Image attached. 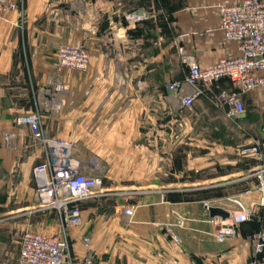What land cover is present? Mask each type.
Listing matches in <instances>:
<instances>
[{
    "label": "crops",
    "instance_id": "obj_1",
    "mask_svg": "<svg viewBox=\"0 0 264 264\" xmlns=\"http://www.w3.org/2000/svg\"><path fill=\"white\" fill-rule=\"evenodd\" d=\"M240 1L21 0L28 49L21 39L14 38L18 13L9 12L0 18V37L4 35V44L9 46L4 49L5 70L0 71L5 82L0 81V237L22 236L25 231L53 234L61 229L58 214L40 207L35 199L33 169L46 161L47 154L31 139L29 128L16 123L21 115L34 110V103L31 107V92L20 88L21 80L13 76L21 72V64L14 68V53L27 50L34 67L30 79L35 80L40 93L55 82V52L67 43L85 45L92 64L85 71L67 72L61 107L43 114V130L73 143L76 128L83 126L85 148L90 157H101L102 167V157L130 151L129 155L139 156L150 173L161 174L153 177L157 182L147 184L155 189L150 193L153 195L144 196L138 203L130 225L125 207L111 199H90L81 205L82 225L68 235L75 262L91 255L96 264L245 263L253 252L248 238L264 226L252 217L239 227L234 238L220 242L216 234L221 218L206 212L205 200L173 196L171 189L178 187V192L187 195L191 187H235L240 199L246 197L250 203L247 191L260 200L256 182L243 175L252 169L237 167V161L230 157L225 165L209 158L212 162L207 165L186 166L188 175L196 172V180H182L183 170L173 165L174 109L166 98L167 82L185 78L188 73L177 46H183L186 54L203 66L237 54V44L225 41L218 30L217 6ZM219 86L231 88L228 82ZM244 102L263 108L264 92H252ZM178 121L188 126V119ZM10 132L16 138L12 147H7L3 135ZM114 142L116 148H108ZM157 158L165 163L157 166ZM112 187L126 186L118 183ZM210 206L221 207L231 215L239 213L238 206ZM170 226L174 227L172 232L167 230ZM84 237L90 239L89 246L84 245ZM4 245L0 238V256Z\"/></svg>",
    "mask_w": 264,
    "mask_h": 264
},
{
    "label": "built area",
    "instance_id": "obj_2",
    "mask_svg": "<svg viewBox=\"0 0 264 264\" xmlns=\"http://www.w3.org/2000/svg\"><path fill=\"white\" fill-rule=\"evenodd\" d=\"M19 0H0V18L9 12L18 11ZM219 32L227 42L237 44V54L223 57L203 66L179 49L188 73L180 80L168 81L167 101L173 104L175 112L188 110L194 112L196 100L202 95V86L229 79L234 91L222 90L218 100L228 117L245 115L243 97L254 91L264 92V0H241L232 4H219ZM92 62L89 49L85 45L61 44L56 51L54 63L55 82L47 84L35 98V109L21 115L16 123L27 126L33 141L42 145L47 154L45 162L33 169L37 182L36 202L40 207L55 211L60 219L61 229L57 233L25 231L20 240L18 264H73L75 263L68 229L82 225L81 203L102 192L104 179L83 171L80 162L72 155V144L65 140L51 139L42 128L44 113H52L61 107V95L66 91L63 82L57 77L63 70L85 71ZM178 101V105L174 103ZM15 133H5L4 143L12 147ZM243 158H264V124L261 134L248 144L235 147ZM251 177L257 184L260 200L253 201L251 207L243 205L238 199L239 213L227 220L221 219L216 238L223 242L234 238L239 227L254 215V206H264V165L251 170ZM250 191H247L249 196ZM211 206L204 204L206 212ZM137 208H125L124 215L133 221ZM170 229V228H169ZM253 252L244 264H264V228L249 238ZM85 246L90 245L88 237L83 238ZM80 264H96L88 255Z\"/></svg>",
    "mask_w": 264,
    "mask_h": 264
},
{
    "label": "rangeland",
    "instance_id": "obj_3",
    "mask_svg": "<svg viewBox=\"0 0 264 264\" xmlns=\"http://www.w3.org/2000/svg\"><path fill=\"white\" fill-rule=\"evenodd\" d=\"M20 1L21 0L18 1V11L13 12L18 13V15L16 14L18 18V27L14 31V38L21 39L25 44V49H28V39L26 36L28 32L26 27L27 23L24 22L25 16L22 12ZM2 33L3 29L0 30V36ZM1 39L0 60L3 62L0 63V71L2 72L5 70L3 65L5 60L4 49H9V46L4 44V35L0 37V40ZM181 48L186 50L183 46H177L178 50ZM25 51L26 52H22L21 48V51L19 50L14 53V68L16 70L19 69L18 65L21 64V72L14 73V75H16L13 77L16 80H21L20 88L31 92L30 97L32 107V104L35 102V94L38 93V85L35 84L34 79H30V76H32V70L34 68L33 61L30 60V54L27 52V50ZM54 63L55 61L53 62V67ZM69 71L70 70H63L59 73L57 79L65 83L64 81L67 77L66 74ZM10 78L12 79V77ZM0 81L5 83L2 76H0ZM201 90L202 97L197 100L194 106V112H190L188 110L175 112L173 110V140L171 142L170 148H172L174 152L172 153L174 169H181L184 172L182 173V180H196L193 178V176L196 175V172L192 173L191 176L188 175V172H186V166L189 164L190 166L193 164V166L196 167L201 166L202 164L207 165L209 162L214 160L216 163L222 162L221 164L225 165L227 164L228 158L230 157L237 161L236 166L240 168L241 166H245L247 169H255L264 165V158H243L234 150L235 147L248 144L261 134L260 132L264 124V107L261 108L260 106L257 107L251 104L246 105L247 111L243 119L233 121L228 117L225 109L218 100L220 90L218 84L214 83L211 86H202ZM33 107V109H35V103ZM181 118L189 120L188 126H181L179 124L178 120ZM76 129L77 137L72 141L77 145H74L67 139L60 140H65L73 144L72 155L80 162L84 172L92 176L98 175L103 177L104 186L102 192L91 199H111L114 203L118 202L119 205H122L125 208H138V203L144 196L153 195L150 193L155 189L148 188L147 184L157 182V180L153 179V177L159 178L161 174L153 172L150 173L148 171L149 168L146 167L143 162H140L139 156H132V153L129 155L130 151H127L128 154L126 153L125 155L121 156L106 155L102 157L104 159V166L102 167L100 165L101 157H90V151L88 152L85 148L83 126ZM72 131L75 132V130ZM44 132L48 138L57 139L55 136H53V131L47 132L44 130ZM63 136L66 135L62 134L61 137ZM108 148L114 150L116 148V142L112 143V146L109 145ZM93 149H95V146ZM167 149H169V147ZM194 157H198L199 160H195ZM209 158H212V160H209ZM155 162L157 163V166L159 162L162 164L165 163V161H159V158H157ZM243 175H246V178H248L251 182H255V180L251 177V170H248ZM162 180H165L164 176ZM118 183H121L122 186L126 187L123 189L114 187H112L113 189L110 188L112 185ZM142 185L146 187L140 188L139 186ZM175 188L178 187H173V189H171V194L173 196H187L191 198H197L202 201L205 200L204 204L208 203L209 205L212 203H221L222 205L227 206H238L233 202L234 199H238V201H240L243 205L249 204V206H252L253 201L257 200L255 196H248L250 197V203H247L246 197L242 198V201L240 199L241 194L238 193L240 191L237 192L235 187H208L202 190L198 189L201 187H191L189 190H187V195H185V192H178V189ZM161 190L164 191L165 189ZM85 202L86 201L82 202L81 205H83ZM263 216L264 206H254V215L252 217H255L256 220L264 222ZM126 220L128 225L132 223V221L130 222L128 218H126ZM173 228L174 227L171 228V226L168 227V232H172ZM74 229L75 228L68 229V235L70 234V231ZM0 238L2 241H5L4 252L0 256L1 264H18L21 236H15L13 238ZM175 239L177 240V238ZM73 264L80 263L75 262Z\"/></svg>",
    "mask_w": 264,
    "mask_h": 264
},
{
    "label": "water",
    "instance_id": "obj_4",
    "mask_svg": "<svg viewBox=\"0 0 264 264\" xmlns=\"http://www.w3.org/2000/svg\"><path fill=\"white\" fill-rule=\"evenodd\" d=\"M179 102L176 101L174 103V105H178ZM245 115H241V116H238V117H232L233 119H239V118H243ZM209 212H210V216L215 218V217H220L221 219L223 220H227L231 217V214L229 211L221 208V207H210L209 208Z\"/></svg>",
    "mask_w": 264,
    "mask_h": 264
},
{
    "label": "trees",
    "instance_id": "obj_5",
    "mask_svg": "<svg viewBox=\"0 0 264 264\" xmlns=\"http://www.w3.org/2000/svg\"><path fill=\"white\" fill-rule=\"evenodd\" d=\"M183 79V78H182ZM223 82H228L230 85H231V88H220V86H219V84H222ZM216 84H218V87L220 88V90H219V93L222 91V90H229V91H234L235 90V87L233 86V84H232V82L229 80V79H222V80H220V81H218V82H216ZM251 94V93H250ZM247 95H249V94H247ZM247 95H245L244 97H243V101H244V98L247 96ZM202 96H200L197 100H199L200 98H201ZM197 100H196V102H197ZM196 102H195V104H196ZM244 104H245V102H244ZM245 107H246V104H245ZM246 109H247V107H246ZM226 111V114H227V110H225ZM247 111V110H246ZM230 118V117H229ZM230 119H232V118H230ZM243 118H241V119H237V120H233V121H238V120H242ZM264 217V216H263ZM252 219V218H251ZM250 219V220H251ZM259 221V220H258ZM259 223H260V225L261 226H264V222H261V221H259ZM262 228H264V227H262ZM261 228V229H262ZM261 229H259V230H261ZM258 230V231H259Z\"/></svg>",
    "mask_w": 264,
    "mask_h": 264
}]
</instances>
